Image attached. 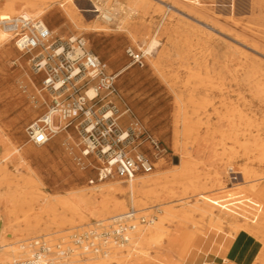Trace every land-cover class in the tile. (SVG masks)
I'll use <instances>...</instances> for the list:
<instances>
[{"label": "rangeland", "instance_id": "obj_1", "mask_svg": "<svg viewBox=\"0 0 264 264\" xmlns=\"http://www.w3.org/2000/svg\"><path fill=\"white\" fill-rule=\"evenodd\" d=\"M59 3L63 4L64 0ZM6 4L7 0H0V14L6 11ZM93 5L103 11L112 12L115 15L112 23H107L101 13H84V17H80L77 24L71 23L62 16V9L58 3L52 4L42 18L33 15L31 17L45 23L52 33L53 40L83 38L87 48L106 63L108 71L119 74L117 88L122 102L118 104V108L124 110V106H127L141 127L166 151L160 157H154L151 151L146 153L154 163L152 173L163 175L166 179L161 182L159 193L153 196L146 206L134 207L146 218L152 216L153 222L159 224L162 222L165 225L155 242H151L149 237L144 241L137 237L136 243L126 244L127 250L124 249L120 255L129 253L131 258L125 264H181L185 260L182 253L173 249H163L167 245L165 240L167 233L181 231L174 241L175 246L181 243V247H185V232L197 233L198 237L210 234L207 225L211 218L210 214L225 218V208L231 209L235 204L232 197L229 200L230 196L237 193L238 188H247L245 185L248 183L242 184L241 176L238 175L231 177L239 181L231 183L226 176L223 184L216 186L212 181L214 174L222 172L226 175L228 167L232 166L235 169L247 167L264 175V163L249 161L238 144L233 141V132L229 129V121L235 119L232 114L236 107L249 118L264 122V98L262 102L253 98L250 90L255 86L248 84L241 67L246 59L249 64H254L257 67L256 77L264 88V0L77 2L81 11H94ZM171 7L173 10L169 11ZM20 14L23 12L19 11L10 17ZM0 19L4 18L0 15ZM95 27L105 29L96 32ZM155 35L160 48L153 52L152 57L144 58L143 66L133 64L129 53L132 52L134 55L143 53L141 49H144L150 38ZM30 60L31 56L18 52L13 42L6 47H0V128L8 147L23 148L21 151L23 161L9 160L7 168L15 176H31L37 185L35 194L26 198L34 204L33 210H29L26 205L17 214L21 221L28 217L31 226L24 222L20 224L22 233L16 238H11V241H21L13 245L17 255L15 258L11 253L8 256L17 260L24 259L30 256L29 250L26 248L16 251L18 245L23 244L27 247L31 241L43 239L51 246L66 243L74 252L84 257L80 250L73 246L72 236L88 231L95 223L102 221V218L90 217L84 211L87 217L84 223H80L77 217L74 226L62 222L60 225L52 224L55 216L63 215L62 210L59 208L54 214L44 213L41 200L44 197L51 201L72 199L74 195L86 193L89 189L104 183L122 182L117 178L103 183L98 182L96 169L100 164L94 157L90 160L92 167L83 170L79 166L80 140L73 129L58 135L44 147L29 143L26 128L46 112L51 100L50 95L42 91L43 75H35ZM158 60L160 65L154 69L152 63ZM201 79L206 81L205 84L200 83ZM210 79H213L212 85L208 84ZM177 98L183 102L181 114L185 112L191 117L190 125L197 127L189 136L177 134L181 132L182 124V117L177 118L176 122ZM126 118L128 117H124L123 120ZM195 136L206 139L207 143L204 145L205 148L208 147L206 156L196 154L199 147L192 144ZM245 140L248 139L239 137V142ZM261 141L264 143V134ZM176 145L184 147L186 151H193L197 161L211 158L214 166L195 165L194 169V173L202 177L210 176L207 181L200 183V188L205 190L202 198L207 200L186 194L182 185H175L176 180L172 178V174L176 172L175 166H178L179 162ZM147 147L149 145L144 144L143 152H146ZM4 154L0 144V158ZM160 159L163 166L155 168ZM194 173L188 177L191 181ZM92 180L93 185L90 184ZM234 184L237 186H233ZM121 187L127 189L123 183ZM118 198L125 202L126 214L133 207L130 195L127 193L124 197ZM92 202L94 206H100L103 199H93ZM186 204L200 205L209 211L205 213L208 216H205L200 227L193 229L194 223L202 222L200 212L193 209L186 212V208L189 207ZM187 215L191 216L188 218ZM37 216L38 222L35 219ZM114 216L116 214L107 216L105 224L108 226L112 224L111 218ZM234 223L232 218H225L224 231L220 235L232 239L226 227L232 228ZM237 237L239 239L232 253L235 264H260L258 258L264 250L263 245L243 233ZM8 250L12 249L8 247ZM3 251L4 249L1 250V254ZM79 260L81 261L78 263H72L76 261L73 258L64 264L86 263V259ZM103 260L105 259L102 257L94 261ZM9 262L6 260V264ZM109 264L117 263L111 261Z\"/></svg>", "mask_w": 264, "mask_h": 264}, {"label": "bare ground", "instance_id": "obj_2", "mask_svg": "<svg viewBox=\"0 0 264 264\" xmlns=\"http://www.w3.org/2000/svg\"><path fill=\"white\" fill-rule=\"evenodd\" d=\"M59 1L61 0H7L6 11L1 13L0 15L2 18H7L21 11L25 15L28 16L33 15L35 17L42 18V16L46 15V13L49 11V8L52 4L58 3L59 7L62 9L61 10L62 16L66 20L74 24H77L80 17H84L83 15L84 13H92V14L101 13L102 18L107 23H112V21L115 18V15L112 12L103 11L100 7L95 5H93L94 11H81L77 6V2H81V1L91 2V0H64L63 4H60ZM172 10L173 9L171 7L169 11ZM94 29L96 30V32H98L100 30H104L105 28L95 27ZM10 42H11L10 37L5 32L0 30V47H6ZM158 48H160V43L157 40V35H155L150 38L147 46L141 50L143 51L145 57H152L153 52L156 51ZM159 60L152 63L154 69H157L159 67L160 65ZM241 67L245 72V77L248 84L255 86L253 89L250 90L252 92L253 98H255V100L257 99V101L259 102H262L264 98V88L260 85L259 78L256 77L257 67L252 63L249 64L247 59ZM116 75L119 76V74ZM212 80L213 79H210L208 84L212 85L211 83ZM205 82L206 81L202 79L200 80L201 84H205ZM92 94L93 93H90V95ZM182 104H183L182 100L177 98L176 122H177V118L182 117V124L180 127L181 132H177V134L178 135L180 134L182 136H189L190 134H192L193 131H196L197 127L195 128L190 125L191 117H189L185 112H182L181 114L180 110ZM254 115L256 114L254 113ZM232 116L235 119L229 121V129L230 131L233 132V136H232L233 141L238 144L239 149L243 152V155L247 157L249 161L258 164L264 163V143L261 141V136L264 134V122L263 121L259 122L254 118H249V116H246L245 113L238 107L233 109ZM2 133L3 132L0 128V144L2 145L5 153L4 156L0 158V244L2 245V247H0V264H6V260L10 261L7 264H12L13 262L18 260L12 259V257L8 256V254L10 253L13 254L15 258L17 252H15V247L13 248V245H17L21 241L19 240L11 241L12 240L11 238H16L17 236H20V234L22 233V231L20 230L21 228L20 224L22 222H24L26 225H28L31 222L28 217L25 218L23 221H21L20 217L17 214L19 211L23 209V206L26 205L28 206L29 210H33L34 204L31 203V201H28V199L26 198H29L35 194V192L37 191L36 189L37 185L35 183V180L31 176L28 177L15 176L8 171L7 161L12 159L23 161L21 154L23 148L8 147L7 143L3 139L4 135ZM239 137H244L245 139L248 140H245V142L242 141L239 142ZM205 143H207L205 138H200L198 136L193 137L192 144L194 146L199 147L196 151V154L202 156L207 155L208 147L207 148L204 147ZM180 148H182V150H179ZM176 149L179 152L178 154L179 162H178V166H175L176 172L172 174V178L176 180L175 185H179V186L182 185L186 194L188 193L196 198H200V197L202 198V196H204L205 190L200 188V183L202 181H207L210 176L206 175V177L205 176L202 177L198 175V173L196 172L195 174L194 169H195V165L214 166L211 158L208 157L206 160L197 161L195 160L193 151H186L184 150V147H181L179 145H176ZM162 166H163L162 159H160L159 162L155 164V168H161ZM226 172H227L226 175L222 172H216L214 174V176L212 177V181L216 186H221L226 176H228L231 183H233V181H239L238 179H233L231 177L235 175L241 176L242 184L248 183L247 185H245L247 186V188L246 187L244 189L238 188L237 193L230 196L229 200L231 199V197L232 199H234V203H235L234 206L231 209L230 207L225 208L226 211L222 209L224 211L225 218H232L235 222L232 228L226 227L228 233L232 236V239L236 238L241 233L246 234L249 237H252L257 241H259L264 247V183H263L264 175H261L256 171L250 170L247 167L241 169H235L232 168V166H230L228 167V170ZM193 173L194 176H193V180L191 181L190 179H188V177ZM165 179H166L165 176L159 175L157 173L136 175L134 179L128 183L121 181L123 184L127 186L126 190L121 187L122 183L119 184L117 181H113L96 186L95 188H91L86 193L83 192L78 193L74 195L72 199L66 198V199H58L51 201L49 198L44 197L41 200V202L43 203V212L47 214L49 213L54 214L56 213L57 210H59V208H61L63 215L61 217L57 215L51 221L52 224H57V225L64 223L74 226L77 217L80 223L86 222L87 217H85L84 211H86L90 217L102 218L101 220L103 222L107 221L108 219L107 216L112 214H116V216L112 217L111 219L121 218L127 215V213L125 214L126 204L125 202L121 201L118 197H124L128 193L130 195L129 199L133 208L146 206L147 203L153 199V196L159 193L161 182ZM181 179H184L186 181L181 182L180 181ZM242 184H238V185H242ZM233 186H237V184H234ZM93 199H103V202L101 203L100 206H94L92 202ZM199 200L201 199H197V201ZM203 200H207V198ZM222 201L223 200H221V202ZM226 204L228 205V200ZM186 205L189 206L186 208L185 210L186 212L191 211L192 209L195 212L196 211L200 212V217L202 222L199 223L198 221V223L196 224L194 223L193 229H196L197 226L200 227L201 223H204L205 216H208L205 213H208L209 211H207L203 206L200 205H194V206H190L189 204ZM210 215H211L210 221L207 223L208 232H210V234L208 233L207 235L204 236V238L208 235L219 236L220 233L224 231L223 227H224L225 218L214 216L212 214ZM190 216L187 215L188 218ZM35 219L38 222V216L35 217ZM185 221H187V219ZM186 223H188V221ZM148 224L150 225L149 226L145 225L143 227H140L139 226L140 223L136 221L133 224V226H136L135 229L130 231L128 234L129 242L136 243L135 241L137 237L143 241L146 239V237H149L151 239V242H155L156 239L158 238L159 233L163 230V226L165 225V223L161 222L159 224L152 222ZM28 226L30 227L31 225L29 224ZM180 233L182 232L177 231L175 233H170V234L167 233L165 238L167 245L163 249L177 250L178 252L182 253V256L186 259L190 251L195 247V245L199 241L200 237H198L199 235L197 236V233L185 232L184 233L185 247H181L182 245L181 243L175 246L174 241H176ZM226 238L228 241L232 240L229 237ZM127 245L120 247L111 246L110 249L101 256L81 257L80 253L74 252L68 259L64 261H58L53 264L69 263L70 260H72L73 258H75L76 261H73L72 263L80 262L81 261L79 260L80 258V259H86L85 264H109V262L111 261H115L117 264H125V262H127L128 259L131 258L129 257L131 255H129V253H126V255L122 256L120 255V253L123 254L122 251L127 250L128 247ZM23 246H24L23 244L22 245L20 244V246L18 245L16 251L25 250L26 248ZM8 247H10V249L12 250H8ZM2 249H4V251L1 254ZM102 257L105 260L108 259V261L105 260L101 262L94 261L96 259L100 260L102 259ZM29 258L30 256L21 260H26ZM258 260L260 264H264V250L260 254Z\"/></svg>", "mask_w": 264, "mask_h": 264}, {"label": "built area", "instance_id": "obj_3", "mask_svg": "<svg viewBox=\"0 0 264 264\" xmlns=\"http://www.w3.org/2000/svg\"><path fill=\"white\" fill-rule=\"evenodd\" d=\"M0 30L20 53L31 56L34 73L43 75L42 90L51 98L46 112L26 128L29 143L44 147L73 129L80 140L78 164L86 170L92 167L90 160L94 157L100 164L96 169L98 182L117 178L128 183L138 174L153 172L154 163L146 153L151 151L154 157H160L166 151L127 106L124 110L118 108L122 102L117 88L119 76L108 71L106 63L87 48L83 38L53 40L42 20L25 14L0 19ZM129 54L133 64L143 66V53ZM144 144L149 145L146 152ZM136 221L143 226L152 223L154 217L146 218L131 207L126 216L112 219L109 226L99 221L88 231L73 235V246L84 256H101L111 246L128 244V234L135 229ZM23 247L28 248L30 258L12 264H53L74 253L66 243L51 246L43 239Z\"/></svg>", "mask_w": 264, "mask_h": 264}, {"label": "crops", "instance_id": "obj_4", "mask_svg": "<svg viewBox=\"0 0 264 264\" xmlns=\"http://www.w3.org/2000/svg\"><path fill=\"white\" fill-rule=\"evenodd\" d=\"M238 239L239 237H236L228 241L226 237L221 235L200 237L195 247L181 264H235L232 253Z\"/></svg>", "mask_w": 264, "mask_h": 264}, {"label": "water", "instance_id": "obj_5", "mask_svg": "<svg viewBox=\"0 0 264 264\" xmlns=\"http://www.w3.org/2000/svg\"><path fill=\"white\" fill-rule=\"evenodd\" d=\"M175 163H176V160H175Z\"/></svg>", "mask_w": 264, "mask_h": 264}]
</instances>
